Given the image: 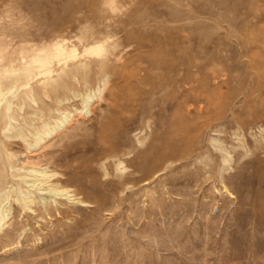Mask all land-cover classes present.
<instances>
[{"label": "rangeland", "instance_id": "obj_1", "mask_svg": "<svg viewBox=\"0 0 264 264\" xmlns=\"http://www.w3.org/2000/svg\"><path fill=\"white\" fill-rule=\"evenodd\" d=\"M0 43L33 99L7 148L71 118L25 166L41 207L4 201L0 264H264V0H6Z\"/></svg>", "mask_w": 264, "mask_h": 264}, {"label": "bare ground", "instance_id": "obj_2", "mask_svg": "<svg viewBox=\"0 0 264 264\" xmlns=\"http://www.w3.org/2000/svg\"><path fill=\"white\" fill-rule=\"evenodd\" d=\"M0 1L2 3V1L4 2L6 0H0ZM0 45L2 46V43H0ZM99 50H100L99 47H97V48H95L94 52H97ZM52 55L55 56L57 62H59V61H61V60H63L65 58V56L63 55V52H62V48L60 46H56L53 49ZM0 57H2L4 59V67H7V64L9 62L10 58H11V55L3 47H0ZM40 64L43 65L42 63H40ZM72 71H74L75 73L83 74V73H85L87 71V68H86V66H79L77 68L72 69ZM255 73H257V72H255ZM261 79H260V81H261ZM254 83H255V81H254ZM7 87H8L7 77L5 76L4 73L3 74L0 73V223L2 222L3 224H6L7 221H8V219H10V217L13 216L11 214V208H7V207L5 208L4 207V204H5L4 201L9 198V194L12 193V191H14V192L16 191V196L14 195L13 198H15V201H16V202L15 201L14 202L16 204H18V207H19L18 210H21V211L22 210L23 211L24 210L25 211L27 210L28 211V209L32 208V206H35V208H36V206H40L41 207V204H42V203H40V200L41 199H39L38 198L39 196L38 197L36 196L38 194L33 193V191H35V189L36 190H39L40 188H37V185H39V183H41L42 180L45 181L44 176L47 173L46 172V169L47 168L45 169V167L44 168L41 167L39 169L38 168L39 166H37V169H34V167L31 166L32 164L29 165V166H27V167H25V166L33 162L30 159H33L31 157L32 156L34 157L37 154L34 151L36 145L37 146L40 145L39 143L41 141H43L45 138H47L48 136H50L52 134L54 135L57 132H60L61 130H64L66 127L70 126V124H71L70 123L71 122V118H69L70 116L69 117L67 116L68 113L67 114H62V116H61V114L58 115V116H56L55 114L56 113L58 114V112H56L55 114H53L56 117L53 120H48L49 123L46 122V124H44V126H46V130L44 129L45 130L44 131V134H43L44 136L42 137V136L39 135V133L34 132V133H36V135L38 134L37 137H36V140H34V142H26V144H25V146H26V148L28 150L27 151V154H29V156L28 157L26 156L27 159H20V156L17 154V152H14L11 149L7 148V145H8V141L10 140V138H15L16 136H18V137L20 136V138L22 139L23 138L22 137L23 134L21 135L20 129H17L16 132H15V134L12 136V135H10L9 128H10V126L12 124H16L17 121H18L17 108L19 106H23V105H26V104L27 105H31L32 102H33V99L31 97H29V96H22V95L21 96H18V97H15V98H12L9 94H7ZM86 94H85V99L83 98V101L85 100V102H87V99L91 97V96H86ZM83 101H82V103H83ZM88 102H89V100H88ZM41 130H42V128H41ZM36 135H33L32 137L35 138ZM26 137L27 136H25L24 138H26ZM26 139H27V141H30L28 138H26ZM10 145L12 146V143ZM42 163H41V165H43ZM46 164H48V161H46ZM116 170H117V168H116ZM51 173H52V171H51ZM54 175H52V176H54ZM45 177H47V176H45ZM50 180H52V179H50ZM48 182H51V181L48 180ZM56 182L58 183V181H55L54 183H56ZM52 183H53V181H52ZM17 184H18V188H16ZM21 184H23V185L21 186ZM43 184H45V183H43ZM19 185H20V187H19ZM24 185H25V187H23ZM29 187H31V188L32 187H35V189L33 188L34 190H32ZM43 188L45 189V187H43ZM48 188H49V186H48ZM48 188H47V190H48ZM61 188L59 189V187H57V185L55 187H53V185H52V187H50L48 191L54 193V195H60V196L61 195L63 196V195H68L69 194V193L67 194L68 191H64V189L62 190ZM42 194H43V192H42ZM42 194H41V196H42ZM49 195H51V194H49ZM40 198H42V197H40ZM69 198H70V196H69ZM44 199H46V198H44ZM74 199H73V201H74ZM45 201H47V200H45ZM42 202H43V200H42ZM81 203H83V202H81ZM5 206H7V205H5ZM42 206H44V205H42ZM14 209H16V208H14ZM11 224H12V222H11ZM8 225H9V223H8ZM11 227H13V225H11ZM2 230H3V228H2ZM10 230H11V228H10Z\"/></svg>", "mask_w": 264, "mask_h": 264}]
</instances>
